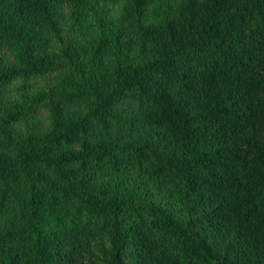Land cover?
Masks as SVG:
<instances>
[{
    "label": "trees",
    "instance_id": "16d2710c",
    "mask_svg": "<svg viewBox=\"0 0 264 264\" xmlns=\"http://www.w3.org/2000/svg\"><path fill=\"white\" fill-rule=\"evenodd\" d=\"M0 264H264V0H0Z\"/></svg>",
    "mask_w": 264,
    "mask_h": 264
}]
</instances>
